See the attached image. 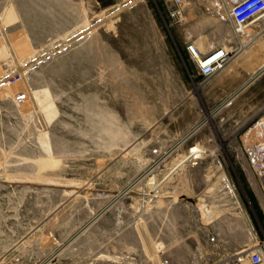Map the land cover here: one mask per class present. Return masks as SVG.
Instances as JSON below:
<instances>
[{"label":"rangeland","instance_id":"rangeland-1","mask_svg":"<svg viewBox=\"0 0 264 264\" xmlns=\"http://www.w3.org/2000/svg\"><path fill=\"white\" fill-rule=\"evenodd\" d=\"M187 18L174 20L163 0H0V264L228 257L208 244L207 223L220 212L197 200L212 189L201 180L224 170L203 154L172 176L188 156L160 152L199 114L225 112H211L222 90L198 87L186 47L204 51L209 41H198L202 18ZM260 82L238 96V121L225 119L214 137L255 209L253 175L236 155L264 109ZM221 221L222 237L238 235V220Z\"/></svg>","mask_w":264,"mask_h":264},{"label":"crops","instance_id":"crops-1","mask_svg":"<svg viewBox=\"0 0 264 264\" xmlns=\"http://www.w3.org/2000/svg\"><path fill=\"white\" fill-rule=\"evenodd\" d=\"M232 2L233 0H189L183 8L184 18L185 16L188 17L186 24L190 23L191 14H193V17L202 18L201 22H196L197 25H202V35H200L198 41H209V43L205 46L206 50L202 51L197 43L193 42L201 53L203 55H209L221 49H225L228 53V60L224 67L219 69L215 75L206 82L203 81V76L193 62L195 66L194 72L197 73L195 77L199 79L198 83L200 82L198 85L199 88L204 89L206 86H210L222 90L220 101H217L216 109H212L211 112L219 108H222L220 112H225H223L224 115L221 119L218 120V118H215L207 122L203 119L205 116L199 114L193 123L188 126L182 134L178 135L180 138L175 141L173 146L161 149L160 152L165 155L171 152H185L186 156L190 157L183 161L185 162L184 164H187L188 161H194L193 163H195V165L203 162L202 160L205 158L194 157L193 150L195 147L199 146L206 150L205 154L208 159L212 160L211 164L213 168H227V161L224 158V151H226V148H222L220 144L216 143L214 137L219 136L218 130L221 126L220 123L225 119L236 116L238 121V110L232 109L233 105H235V108H238V96L248 89V87L254 85L264 77V31L258 37L253 38L252 42H248L246 39L241 42L234 31L235 25L230 15L233 6ZM182 20L178 22H182ZM190 37L191 36L188 34L187 40L191 39ZM240 59L243 61V66L238 68V61ZM252 65L254 66L251 67ZM184 72L186 78L185 82L194 85L196 82L192 78L191 72L187 68H185ZM238 73L240 74L239 79L241 80L239 85ZM259 88H264V82H260ZM238 91H240L239 94ZM195 104L199 105L200 103L196 101ZM199 110H201V108ZM258 112L256 113L252 110L249 114H258ZM202 122L205 123L201 126ZM231 133L234 134L235 132L231 131ZM228 137L230 138V136ZM193 138H195L193 143H191L187 149H184V145ZM180 161L172 167L170 172L176 168ZM236 163L238 164V159ZM170 172H168V174ZM177 172L178 169L173 171L172 176ZM168 177H171L170 174ZM251 179L252 186L254 190L257 191L255 194V198L258 201L257 207L256 209L254 206L252 207L250 203L248 201L246 202V199L240 195L242 207L239 212H244L243 219L246 223L238 224V235L233 232L230 233L231 235L225 232L224 237L221 236L222 239L220 244L222 242V247L225 249L226 253L229 252L230 254L228 253V257L224 256L220 258V263L250 264L249 260L245 258L244 249L255 243L257 238L260 239L264 237V188L262 189L259 186L253 176H251ZM166 180L167 179H165V181ZM234 180L237 184L238 180L236 181L235 178ZM215 181L216 179L214 177L203 178L201 180L202 184H212ZM203 204H206V212H238V209H236L237 207L234 206L233 208L231 203L220 201L218 196L214 194H209L206 201H203ZM193 212L197 211L194 210Z\"/></svg>","mask_w":264,"mask_h":264},{"label":"built area","instance_id":"built-area-1","mask_svg":"<svg viewBox=\"0 0 264 264\" xmlns=\"http://www.w3.org/2000/svg\"><path fill=\"white\" fill-rule=\"evenodd\" d=\"M165 5L168 7L170 14L172 16H180L183 13L184 6L189 2V0H163ZM233 6L230 11L231 18L236 26L238 36H249V30H260L262 33L264 30V0H233ZM252 40V39H251ZM187 50L189 51L190 57L196 64V67L200 71L204 80L212 78L218 69L222 68L228 58V54L225 50H219L214 54L203 55L198 48H196L193 43L187 45ZM254 133V138L249 144L244 142L243 150L239 155L238 151L236 159H239L244 165H246L247 171H250L254 179L257 181L259 186L264 188V109L262 110L261 116L257 119L255 124L249 128L245 136H249ZM245 139V138H244ZM158 150L155 151V153ZM245 168V169H246ZM227 174L225 177H216L215 182L212 184V189L207 191L204 189L199 194H197L198 204L202 201H206L209 194L217 195L220 201L229 202L231 205L237 207L238 212H220L219 215L213 217V221L207 223L208 228V244L219 248H222V233L220 224L223 223V219L226 221L232 220L233 223L243 224L244 212H239L242 207V201L240 198V193L238 192V183L236 184L233 177L229 176L224 167L218 168ZM252 179L249 178L251 183ZM252 185V183H251ZM238 214V215H237ZM238 218V219H237ZM234 219V220H233ZM212 228V229H211ZM245 258L249 260L250 264H264V237L256 239L255 243L247 246L244 249ZM223 264V263H217ZM238 264V263H235Z\"/></svg>","mask_w":264,"mask_h":264},{"label":"bare ground","instance_id":"bare-ground-1","mask_svg":"<svg viewBox=\"0 0 264 264\" xmlns=\"http://www.w3.org/2000/svg\"><path fill=\"white\" fill-rule=\"evenodd\" d=\"M169 10V9H168ZM169 13H170V11H169ZM171 15V14H170ZM171 17L172 18H174V19H176V20H179V21H181L183 18H184V12L182 13V15H181V17L180 16H172L171 15ZM234 31H235V33L238 35V32H237V30H236V26H235V28H234ZM260 30H249V36H241V37H239L238 36V38L240 39V41L242 42V40H244V39H246L248 42H252V40L251 39H253V38H255V37H258L259 35H261V33L259 32ZM264 31V30H263ZM262 31V32H263ZM193 45L196 47V48H198L197 46H196V44L195 43H193ZM199 50V49H198ZM222 50H225V49H222ZM188 51V50H187ZM200 51V50H199ZM201 52V51H200ZM225 52L227 53V51L225 50ZM188 53H189V51H188ZM228 54V53H227ZM189 56H190V54H189ZM191 58V57H190ZM227 60H228V58H227ZM193 61V60H192ZM227 62V61H226ZM226 64V63H225ZM224 67V66H223ZM222 67V68H223ZM221 69V68H220ZM219 70V69H218ZM217 70V71H218ZM204 78V77H203ZM209 80V79H208ZM208 80H206V81H208ZM205 80H204V82H206ZM239 92L240 91H238V94H239ZM222 108H219L218 110H216V111H214L213 113L215 114V115H217L219 112H220V110H221ZM260 113V112H259ZM261 113H262V111H261ZM210 119H214V115L212 114L211 115V117H206V118H204V120L207 122L208 120H210ZM205 122H202L201 123V126L204 124ZM251 135H253V137L251 138V139H253L254 138V133H251L250 134V136L249 137H251ZM250 141H252V140H250ZM232 146V145H231ZM234 148H237L236 146H233ZM237 151H238V148H237ZM193 152H194V157H201V155H203V154H205L206 153V150H204V149H202L201 147H199V146H197V147H195L194 148V150H193ZM206 155V154H205ZM204 155V156H205ZM240 155L243 157V154H241L240 153ZM189 157V156H188ZM188 157H185V158H183L181 161H180V163L179 164H177V166H176V169H179L185 162H183V161H185ZM202 158V157H201ZM173 174V173H172ZM171 174V175H172ZM225 176H227V174L224 172L223 173V175H221V177H225Z\"/></svg>","mask_w":264,"mask_h":264}]
</instances>
